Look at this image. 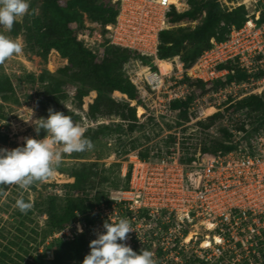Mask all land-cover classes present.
I'll use <instances>...</instances> for the list:
<instances>
[{
  "label": "built area",
  "instance_id": "obj_1",
  "mask_svg": "<svg viewBox=\"0 0 264 264\" xmlns=\"http://www.w3.org/2000/svg\"><path fill=\"white\" fill-rule=\"evenodd\" d=\"M116 1L115 22L100 31L92 27L82 37L102 55L110 44L139 51L138 58L148 63L142 78L146 86H136L145 95L157 96L161 111L155 115L172 112L171 101L188 96L186 76L211 81L239 69L248 77L228 83L230 93L241 87L247 90L242 98L263 94L264 0H255L251 10L246 6L245 22L233 25L224 40L212 38V46L194 63L186 66L180 60L177 71L173 64L166 73L159 65V50L161 33L169 27L167 14L172 7L189 9V1ZM229 61L235 66L219 68ZM257 125L254 136L246 138L245 131L236 136L233 149L192 160L130 153L121 172L126 181L131 170L129 182L109 190V201L95 206L100 221L89 226L90 234L97 237L106 221L126 218L133 228L127 235L131 247L148 248L159 264H264V120ZM191 228L199 230L189 238ZM76 233L80 231L66 227L53 235L70 239Z\"/></svg>",
  "mask_w": 264,
  "mask_h": 264
},
{
  "label": "rangeland",
  "instance_id": "obj_2",
  "mask_svg": "<svg viewBox=\"0 0 264 264\" xmlns=\"http://www.w3.org/2000/svg\"><path fill=\"white\" fill-rule=\"evenodd\" d=\"M42 2L29 0L28 13L18 18L11 31L0 28L5 35L22 45L20 54L0 63V79L9 78L13 84L12 90L0 92V131L8 136L7 142L0 141V147L12 149L22 146L25 138H43L46 132L41 129L37 135L36 124L48 116V109L55 104H61L78 114L80 118L77 124L86 131L90 128L98 131L99 137L92 141L90 150L64 155L55 175L45 182L37 181L27 189L16 184L0 186V264H51L54 249L61 243V238L53 235L58 230L52 231L49 224L52 200L55 207L61 209L70 199L81 198L87 203L96 196L103 197L109 190L125 183L121 172L129 162L130 153L151 150L152 153L175 154L183 160H190L211 152L221 142L232 143L236 136L245 131L240 129L243 120H247V130H254L246 109H234V105L245 98L241 96L247 90L239 87L237 90L231 89L230 93L227 84L205 88L191 77L185 78L188 85L185 91L189 96L186 111L174 109L172 112H160L157 116L156 110L161 107L156 108L157 96L152 92L145 95L138 89L141 99L139 104L126 93L119 95L115 90L110 94L115 100L113 107H108L102 101L99 105L102 111L95 118L92 117L90 107L100 95L98 89L86 83L84 86L89 88V92L80 101L77 90L81 83L74 79V70L65 69L68 58L56 52L45 56L42 46L27 29L33 15H41ZM221 2L229 10L242 4L251 10L255 4V0ZM86 24L97 31L101 29L100 24L87 16ZM180 60V55L166 60L162 67L163 73L169 72L173 64L177 71L176 65ZM146 63L145 60L132 57L124 64L123 72L135 85L146 86L142 79ZM128 102L136 106L140 124L133 131L128 121L120 116L127 113L125 104ZM211 107L215 111L208 114ZM238 130H242V133H238ZM83 164L90 179L82 189H77L73 173ZM19 198L32 204L27 213L20 212L16 207ZM76 220L68 228H89L85 214L80 213ZM198 230L191 228L192 232ZM124 243L131 246L128 239ZM71 264H82V261L73 260Z\"/></svg>",
  "mask_w": 264,
  "mask_h": 264
},
{
  "label": "trees",
  "instance_id": "obj_3",
  "mask_svg": "<svg viewBox=\"0 0 264 264\" xmlns=\"http://www.w3.org/2000/svg\"><path fill=\"white\" fill-rule=\"evenodd\" d=\"M188 1L190 4L189 9L178 11L176 7H172L168 12L169 27L161 33L159 50L160 59L170 60L168 58L180 55L186 66L194 63L206 49L212 46V38L219 41L224 40L228 37L233 25L241 26L245 22L248 12L244 4L229 10L223 6L221 0ZM118 11L119 1L114 0H43L41 15H33V18L29 21V26H27L32 36L42 46L45 56L51 52H56L68 58L65 69L74 70V79L81 83L77 90V97L80 101L89 92V88L84 86L86 83L93 84L98 89L100 95L90 107V115L94 118L102 111L99 107L102 101L108 107H113L115 100L111 98L110 94L115 90L117 94L125 95L124 93H126L130 99L137 100L139 104L141 103L137 86L123 72L124 64L132 57L138 58L140 56L139 51L110 44L106 47V53L102 55L94 52L82 37L85 32L92 31V27L86 24V16L105 28L107 24L115 22ZM196 21L197 23L194 24ZM18 26L21 27V25ZM233 65L234 63L229 61L219 65V68L232 67ZM261 74L264 75V72H261ZM246 77H248L247 73L237 69L234 73L230 72L215 80L196 79V81L201 86L209 88L221 84L225 85L234 80L240 81ZM187 78L189 77L186 76ZM12 89L13 84L9 78L0 79V92ZM125 105L127 113L120 114V116L128 121V126L133 131L140 125L136 114V106H131L129 102ZM188 106L189 96L171 101L172 109L186 111ZM234 107V109L239 110L246 109V115H249L248 120L253 124L254 130H247V120H243L240 129L245 130L246 138L254 136V131L258 128L257 124L262 123L264 120V94H251L239 100ZM52 108L71 116L75 123L80 118L78 114L69 111L61 104L52 105ZM85 136L92 142L99 137V132L90 128L85 131ZM7 140L8 136L0 131V141L7 142ZM234 147V140L230 144L221 142L211 152H217L221 149L230 150ZM137 154L142 158H148L152 155V151L137 152ZM166 154L169 153L158 152L154 153L153 157H162ZM189 159L192 160L193 158ZM73 175L76 177L74 186L77 189H82L84 183L90 179L85 164L74 170ZM130 177L131 170L125 184H128ZM102 201H109L108 193H105L103 197L91 198L87 203L81 198L70 199L66 206L61 209L56 208L52 200L49 212V224L52 231L65 229L77 221V216L80 213L85 214L89 226L97 223L100 221V214L96 213L94 209ZM75 235L71 240L59 239L61 243L57 244L54 249V258L51 264H71L73 260L83 261L84 257L90 252V241L96 237L90 234L89 228ZM132 248L136 251L141 249ZM142 249L148 250L145 247ZM157 264L159 263L157 262ZM192 264H195V262Z\"/></svg>",
  "mask_w": 264,
  "mask_h": 264
},
{
  "label": "clouds",
  "instance_id": "obj_4",
  "mask_svg": "<svg viewBox=\"0 0 264 264\" xmlns=\"http://www.w3.org/2000/svg\"><path fill=\"white\" fill-rule=\"evenodd\" d=\"M28 10L29 0H0V28L11 31L18 18L24 17ZM21 52V43L0 31V63ZM41 129L46 132L41 139L28 137L22 146L0 147V186L16 184L27 189L37 181L45 182L55 175L64 155L93 147L85 136L84 127L75 123L71 116L51 107L48 116L36 124L37 135ZM16 207L27 213L32 204L19 198ZM103 229L90 241V252L82 264H157L150 250L136 251L124 243L128 233L133 231L128 219H110L103 224ZM78 231L83 232V228L78 227Z\"/></svg>",
  "mask_w": 264,
  "mask_h": 264
},
{
  "label": "bare ground",
  "instance_id": "obj_5",
  "mask_svg": "<svg viewBox=\"0 0 264 264\" xmlns=\"http://www.w3.org/2000/svg\"><path fill=\"white\" fill-rule=\"evenodd\" d=\"M170 1H172V2H177V0H170ZM166 62V60H164V59H161L160 61H159V65H160V67H161V70H162V67H163V65H164V63ZM163 72V71H162ZM215 111V109L213 108V107H211V108H209L208 109V114H211V113H213ZM194 234H196V233H194V232H191L190 234H189V238H192L193 236H194ZM204 244H208V242H205Z\"/></svg>",
  "mask_w": 264,
  "mask_h": 264
}]
</instances>
